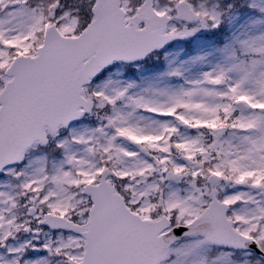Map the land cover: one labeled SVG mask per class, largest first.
I'll return each instance as SVG.
<instances>
[{"label": "snow or ice", "instance_id": "1", "mask_svg": "<svg viewBox=\"0 0 264 264\" xmlns=\"http://www.w3.org/2000/svg\"><path fill=\"white\" fill-rule=\"evenodd\" d=\"M0 264H264V0H0Z\"/></svg>", "mask_w": 264, "mask_h": 264}]
</instances>
